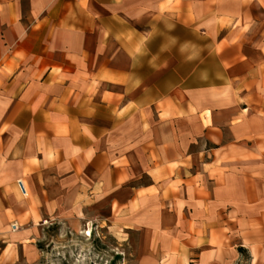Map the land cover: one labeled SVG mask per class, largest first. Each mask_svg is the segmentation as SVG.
<instances>
[{"label": "crops", "instance_id": "1", "mask_svg": "<svg viewBox=\"0 0 264 264\" xmlns=\"http://www.w3.org/2000/svg\"><path fill=\"white\" fill-rule=\"evenodd\" d=\"M61 216L264 264V0H0V244Z\"/></svg>", "mask_w": 264, "mask_h": 264}, {"label": "rangeland", "instance_id": "2", "mask_svg": "<svg viewBox=\"0 0 264 264\" xmlns=\"http://www.w3.org/2000/svg\"><path fill=\"white\" fill-rule=\"evenodd\" d=\"M38 225L31 246L14 250L13 256L0 244V264H135L134 233H115L102 223L73 216Z\"/></svg>", "mask_w": 264, "mask_h": 264}, {"label": "built area", "instance_id": "3", "mask_svg": "<svg viewBox=\"0 0 264 264\" xmlns=\"http://www.w3.org/2000/svg\"><path fill=\"white\" fill-rule=\"evenodd\" d=\"M17 187H18V190H19L20 194H21L22 196H26V194H27V193H26V190H25V188H24V186H23V184H22V182H21L20 180L17 181ZM11 230H12V231L17 230V227H16L15 224H12V225H11Z\"/></svg>", "mask_w": 264, "mask_h": 264}, {"label": "bare ground", "instance_id": "4", "mask_svg": "<svg viewBox=\"0 0 264 264\" xmlns=\"http://www.w3.org/2000/svg\"><path fill=\"white\" fill-rule=\"evenodd\" d=\"M86 235H88L89 233H85Z\"/></svg>", "mask_w": 264, "mask_h": 264}]
</instances>
